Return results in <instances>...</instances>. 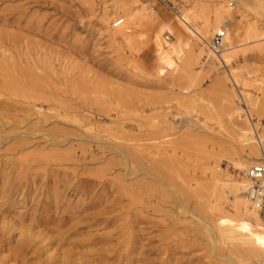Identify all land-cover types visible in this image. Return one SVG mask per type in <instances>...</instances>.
Masks as SVG:
<instances>
[{"label":"rangeland","instance_id":"374dc122","mask_svg":"<svg viewBox=\"0 0 264 264\" xmlns=\"http://www.w3.org/2000/svg\"><path fill=\"white\" fill-rule=\"evenodd\" d=\"M165 1L0 0V264H232L251 240L218 179L264 162L239 139L247 115L264 136V0ZM217 10L226 65L191 33Z\"/></svg>","mask_w":264,"mask_h":264},{"label":"bare ground","instance_id":"6f19581e","mask_svg":"<svg viewBox=\"0 0 264 264\" xmlns=\"http://www.w3.org/2000/svg\"><path fill=\"white\" fill-rule=\"evenodd\" d=\"M222 15H225V14L222 13ZM214 16L215 17H213L214 18L213 24L208 23V20L207 21L202 20L201 23L199 24V28L194 29V31H191V33H194V35H196L195 37H197L196 39L201 41V43L203 44V47H205V49H207L208 51H210V53H212V55L214 57V58H212L213 60L218 61L219 63H221L223 65H226L231 60V50H233L234 46H235V45L233 46L232 44H233V40L235 39V36L237 34V30L225 29L223 27L222 23L224 21L221 23V18H220L221 15H220V12L218 10L215 12ZM117 20L122 21V23L120 24L121 26L124 23V19L118 18V19L113 21L112 27H115L114 22ZM126 20H127V24H129L128 23L129 19L127 17H126ZM193 20L196 21L194 18H189V17H179L178 18L179 25L176 28V32L174 35V36H176L177 43H171V44L167 45L169 52L172 54H175V56L177 55L180 57V54H182L183 49L181 48L179 42L182 41V36H183V33L185 32V30L189 31L188 24L193 22ZM120 25H119V27H120ZM123 27L129 28V26H127V25H124ZM223 29L225 31L224 32L225 35H224L223 40H222L223 43H222L221 48L218 50L219 52L215 53L211 49L210 41L207 40V37H208L209 33L214 32L213 33V35H214L215 33L222 31ZM198 44H200V43H198ZM156 49H158V48H156ZM230 74H233V72H231ZM230 76H233V75H230ZM231 79L233 80L232 77H231ZM234 79H236V81L235 80H233V81H235L237 83L238 80H237L236 75L234 76ZM236 111L240 117L245 116V114L247 115V113L243 109L239 110L236 108ZM246 120L249 122V124H247L246 129L241 131V133L239 134V139L241 140L242 143H245V145L249 146L253 152L259 153L260 159L264 160V136H259V135H256L254 133L253 129L251 128V122H250V118L248 115L246 116ZM252 155L253 154H251V156ZM255 163H264V162L259 161L258 154L254 157V160H248L247 162L246 161H243V162L238 161V162L234 163V167L238 171L243 172V174H244L243 176H240L239 178H237V177L233 178L230 182H227L226 180L222 181V180L218 179V182L220 183L219 184L220 187L221 188H227V190L234 196L235 206H236L238 212L241 214V221L239 222V225L236 227L235 231H232L230 233V235L231 236L233 234H234V236L235 235H242V234L244 235V233L246 231L251 230L252 226H254L256 228L251 233V240L250 241L244 242V241H242V239L237 240V237H236V240L234 239V241H232L235 244L233 246V250L231 251V256H230L232 264H246L249 262L264 259V219L261 218V216L258 214L259 212H258L257 208L251 203V201L245 195V189H246V185L248 183L246 172H247L248 168ZM228 179H230V178H228ZM236 208H234L235 211H236ZM36 224L38 226L43 225L41 222L38 223V221L36 222ZM34 237L36 238L35 234L33 235L28 230L25 233V235H23V239L21 240L20 245H19V250L21 252H24L25 250H27L29 248L30 244L32 243V241L34 240ZM1 242L2 241H0V244H1ZM66 259H69V258H65L64 261ZM17 262H19V260L18 261L14 260L13 264H17ZM79 263H80L79 260H74V261L71 260L70 264H79Z\"/></svg>","mask_w":264,"mask_h":264},{"label":"built area","instance_id":"2783aa9c","mask_svg":"<svg viewBox=\"0 0 264 264\" xmlns=\"http://www.w3.org/2000/svg\"><path fill=\"white\" fill-rule=\"evenodd\" d=\"M157 1L161 2L167 8H170L169 3H167L165 0ZM121 23V20H117L114 22V26L118 27ZM164 32L166 34V38H168V36L170 35L168 29H166ZM224 32L225 31L223 29L222 31L215 33L210 40L211 49L215 53H218V50L222 46V40L225 35ZM246 176L248 179V183L246 185L245 195L257 208L258 212L261 215H264V163H255L251 165L246 172ZM246 264H264V259L249 262Z\"/></svg>","mask_w":264,"mask_h":264}]
</instances>
